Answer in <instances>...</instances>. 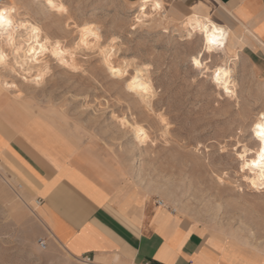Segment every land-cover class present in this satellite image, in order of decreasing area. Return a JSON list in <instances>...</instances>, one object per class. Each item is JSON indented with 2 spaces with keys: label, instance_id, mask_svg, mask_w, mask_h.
I'll use <instances>...</instances> for the list:
<instances>
[{
  "label": "rangeland",
  "instance_id": "374dc122",
  "mask_svg": "<svg viewBox=\"0 0 264 264\" xmlns=\"http://www.w3.org/2000/svg\"><path fill=\"white\" fill-rule=\"evenodd\" d=\"M58 2L65 11L48 8L44 0H0V8L15 7L12 19L39 25L49 47L59 42L65 49L64 62L49 52L40 57L44 77L35 83L36 68L17 70L4 44L9 60L0 67L3 87L103 142L145 193L210 230L230 260L249 248L264 251V189L246 181L248 170L239 159L241 149L251 156L259 148L252 125L264 110L263 62L247 49L208 48L203 35L188 34L182 22L189 13L173 3L160 15L148 9L139 19V0ZM87 26L97 38L90 36L84 45L80 30ZM107 46L115 49L112 64L126 65L125 72L110 69ZM137 68L152 86L147 99L131 84ZM220 69H231L233 94L216 82ZM6 82L15 86L7 88ZM137 125L148 134L143 145L135 137ZM5 165L0 164V264H94L52 242L28 180Z\"/></svg>",
  "mask_w": 264,
  "mask_h": 264
},
{
  "label": "crops",
  "instance_id": "0c3cea01",
  "mask_svg": "<svg viewBox=\"0 0 264 264\" xmlns=\"http://www.w3.org/2000/svg\"><path fill=\"white\" fill-rule=\"evenodd\" d=\"M160 1L225 25L238 51L247 49L264 66V0ZM4 162L28 180L52 242L73 257L90 256L94 264H264V251L250 248L230 260L210 230L145 193L103 142L33 109L0 79Z\"/></svg>",
  "mask_w": 264,
  "mask_h": 264
},
{
  "label": "bare ground",
  "instance_id": "6f19581e",
  "mask_svg": "<svg viewBox=\"0 0 264 264\" xmlns=\"http://www.w3.org/2000/svg\"><path fill=\"white\" fill-rule=\"evenodd\" d=\"M44 2L46 6L50 9H58V10L60 9V3L58 2V0H53V4L55 5V7H52L51 5H49L48 0H44ZM157 3L161 5L160 8L155 7ZM138 8H139V13H140L139 19L141 17L148 16V9H151L152 11L157 12L158 14L160 12H163L165 9L162 1L160 0H139ZM12 20H13L12 28L8 30H4L3 32H0V57H3V59L0 60V67H2V65L6 66L4 64H6L7 60H9L8 53L3 48V45L5 44L11 48V54H12L11 56H13L16 68L18 67L17 70L20 69L21 71L22 70L27 71V72L30 71V73H32L33 71L32 69L36 68L34 69L36 70V73L33 75L32 80L35 83H40L42 78L44 77L43 68L42 69L40 68V57L44 56L47 52H49L50 55L62 61L63 59H65V49L62 47V45L58 44L59 42H57V44L55 45H53L54 43L50 44L53 46L49 47L48 45L49 42L47 38L44 39L42 37L43 34H42V30L40 26L30 21L29 19H16V20L12 19ZM182 24L186 28L188 34L192 35L193 32H198L201 35H203L208 48L212 50H221L225 52L228 46H232L233 49L237 51L239 48H241V46L237 43V41L235 42L233 40L230 30L225 25L216 23L207 17L201 16L198 14L188 15L184 18ZM220 30H223V31L221 32ZM213 35H215L218 40H221V45H214L209 42V38L212 37ZM90 36L94 37L96 40L97 38L96 29L90 26L81 28L80 30L81 40L80 41L82 43H85L84 45H86V43H89L88 40ZM113 49L114 47L112 46H107L103 48L104 57L106 58L104 59L107 60V63L110 69L112 70L115 69V71H113L114 73L119 74V73L125 72L126 65L125 66H115L112 64L111 56L114 53ZM11 69H14V68H11ZM11 73H13V71H11ZM227 73H228L227 77H225L223 73H221V77H220L221 83H219V85L222 86L224 90H225L224 85H227L228 90L227 91L225 90V91L229 94H233L235 91L234 90L235 81L233 82L231 79V74H230L231 69H228ZM37 77H40L39 82H37V79H36ZM148 78L147 76H145V73L142 68H137L136 74L133 78V80L137 81V84L133 85L131 83L132 87L136 89L138 94L140 96H144V98L150 94H153L152 86ZM4 84L7 86V88H11L15 86L14 83H9V82H6ZM141 84H146L148 86L147 92L140 90L139 85ZM262 113H264V110L259 113L258 117L254 121L252 126H254V124L257 122H260L259 118ZM134 127H135L134 128L135 137L138 143L143 145V143H145L148 137L147 131L144 127L140 125H137ZM257 151L258 149L255 151V153ZM253 156L254 155L248 156V153L247 155L244 154V162L249 161L250 158H252ZM246 170H248L247 179L249 180V181L248 180L246 181L248 183H251L250 185H252V187L256 189H264V187H261V184L264 183V181L261 180V174H260L259 169H256V170L246 169ZM253 181H255V184H253ZM173 211L176 212V209H173Z\"/></svg>",
  "mask_w": 264,
  "mask_h": 264
},
{
  "label": "snow or ice",
  "instance_id": "6c2138e0",
  "mask_svg": "<svg viewBox=\"0 0 264 264\" xmlns=\"http://www.w3.org/2000/svg\"><path fill=\"white\" fill-rule=\"evenodd\" d=\"M48 3L52 7H55V5L53 4V0H48ZM155 7L160 8L161 5L157 3ZM60 11H65V9L61 8ZM14 12H15V7L0 8V32H3L4 30H8L12 28L13 20L11 19V13H14ZM220 31L222 32L223 30H220ZM209 42L214 45H221V40H218L215 35L209 38ZM2 59L3 57H0V60ZM193 63L197 67L201 66V62L199 59L193 58ZM113 71H115V69H113ZM222 72L225 77H227L228 75V73L224 72L223 69L217 70L215 73V80L218 84L221 83L220 77H221ZM36 79H37V82H39L40 77H37ZM132 84L136 85L137 81L132 80ZM139 87L141 91H144V92L148 91V86L146 84H141L139 85ZM224 87H225V90L227 91L228 90L227 85H224ZM259 120L260 122L255 123L252 128V133L258 141V145H259L258 151L254 153V156L250 158L249 161L244 162V154H246V150L241 149V154L239 155V159L241 160L242 167L244 169H252V170L259 169L260 174H261V180L264 181V113L260 115ZM221 150L223 151L224 149H221ZM220 182L223 183L224 181L221 180ZM253 184H255V181H253ZM261 187H264V183L261 184Z\"/></svg>",
  "mask_w": 264,
  "mask_h": 264
},
{
  "label": "built area",
  "instance_id": "2783aa9c",
  "mask_svg": "<svg viewBox=\"0 0 264 264\" xmlns=\"http://www.w3.org/2000/svg\"><path fill=\"white\" fill-rule=\"evenodd\" d=\"M40 202H41L40 199H37V200H36V203H37V204H39ZM157 203H158L159 205H161V206H166V202H165L163 199H158V200H157ZM40 244H41V246L44 247V248H45L46 245H47V244H46V241H45V240H42V239L40 240ZM84 261L90 263V262H92V258H91L90 256H84ZM136 264H150V263H149V262H145V263H136Z\"/></svg>",
  "mask_w": 264,
  "mask_h": 264
}]
</instances>
